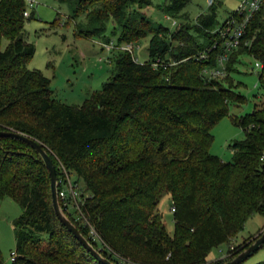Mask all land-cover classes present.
I'll list each match as a JSON object with an SVG mask.
<instances>
[{
	"label": "trees",
	"instance_id": "obj_1",
	"mask_svg": "<svg viewBox=\"0 0 264 264\" xmlns=\"http://www.w3.org/2000/svg\"><path fill=\"white\" fill-rule=\"evenodd\" d=\"M73 16L84 15V26L101 33L110 21L116 41L148 36L146 60L116 50L108 79L79 106L54 99L49 80L26 68L33 53L21 38L23 0H0V131H15L38 142L57 165L81 181L78 213L62 212L78 232L112 263L222 264L248 244L212 263L209 251L237 235L245 220L258 214L264 221V101L230 122L242 130L229 144L231 160L208 152L210 128L227 115L229 105L244 98L226 77L237 56L264 60V6L247 22L239 45L228 53L223 80L209 79V59L194 60L216 39L212 0L206 12L189 22L182 7L189 0H161L156 6L177 17L172 32L152 23L142 8L151 0H58ZM75 32L80 33L77 27ZM126 37V38H127ZM107 39V38H106ZM3 43V45H2ZM173 61L163 68L150 63ZM264 90V65L256 72ZM64 185V184H63ZM170 200L172 233L157 212L161 193ZM85 193V195H83ZM13 198L20 214L12 223L14 253L10 264H101L65 230L53 214L49 179L39 156L25 143L0 137V198ZM97 239L87 234L88 229ZM264 244V243H263ZM262 244V245H263ZM261 245V246H262ZM125 262V261H123ZM254 264H264V259Z\"/></svg>",
	"mask_w": 264,
	"mask_h": 264
},
{
	"label": "rangeland",
	"instance_id": "obj_2",
	"mask_svg": "<svg viewBox=\"0 0 264 264\" xmlns=\"http://www.w3.org/2000/svg\"><path fill=\"white\" fill-rule=\"evenodd\" d=\"M31 1V7H26V2ZM161 0H151V5L142 8V12L154 24H159L172 32L179 21L177 17L163 15L157 5ZM28 17L23 19L21 38L32 44L33 53L26 61V68L39 70L49 80L48 87L54 99L67 105L79 106L83 99L100 88L101 83L108 79L111 69V57L118 47L132 44V54L137 62L146 60L145 47L148 36L141 40L132 37H123L128 41H116L119 31L111 33L113 26L110 21L105 24L101 33H96L84 26V15H72L69 6L58 0H23ZM238 0H220V5L214 9L216 24L213 30L236 6ZM206 0H189L181 9L189 22H193L201 12H206ZM172 21L175 23L171 24ZM264 26V24H263ZM75 27L84 36L75 32ZM127 37V38H126ZM107 38V39H106ZM3 45V43H2ZM254 58L247 54L237 56L232 68L227 73L231 86L223 80L226 72L220 78L221 84L231 88L244 98L240 105H229L227 115L221 117L209 130L212 137L208 152L223 162L231 160L229 144L241 140L242 130L233 125L229 117L234 115L242 117L248 114L252 106H259L264 101V90L257 82V70L251 69ZM59 179L62 184L65 200V212L78 213V194L81 181L74 186L73 194L69 191L68 183L74 179L64 169L57 165ZM64 184V185H63ZM85 195V193H83ZM67 196V197H66ZM157 212L161 218L165 232L172 233V219L170 200L167 193L163 192L156 204ZM20 214L17 202L8 196L0 198V264H10V252L14 251V231L12 223ZM263 218L258 214L249 216L241 230L227 243L213 247L207 254L205 261L212 263L219 258V250L231 246V253L244 244L250 243L264 227ZM95 233V232H94ZM96 235V233H95ZM96 237V236H95ZM264 259V244L239 264H254ZM123 261L131 263L127 258ZM208 260V261H207Z\"/></svg>",
	"mask_w": 264,
	"mask_h": 264
},
{
	"label": "built area",
	"instance_id": "obj_3",
	"mask_svg": "<svg viewBox=\"0 0 264 264\" xmlns=\"http://www.w3.org/2000/svg\"><path fill=\"white\" fill-rule=\"evenodd\" d=\"M212 3V0H206V5L209 6ZM26 7H31V1L26 2ZM264 6V0H238L235 8L224 17V19L220 22V24L216 27V29L212 30L215 33V38L212 40L211 44L205 47L203 50L197 52L192 56L194 60H208L210 53L214 50L215 46L220 47V51L214 55V66L210 68H203L201 70V74L209 79H218L224 75L225 72V62L227 60L228 53L234 50L240 43V37L243 33L244 28L248 20L262 7ZM28 13L24 9L22 12V16L26 17ZM175 23L172 21L171 24ZM117 49L121 51H126L132 54V44H124L123 46L118 47ZM136 60V58H134ZM174 62L161 63L158 59H155L150 63L151 67L154 69L156 67H165L167 65H171ZM264 65V60L254 59L253 66L251 69L259 70ZM260 159H264V151L260 156ZM69 191L73 194L71 187L68 183ZM64 193L62 190L57 191V198L63 199ZM172 209H170L171 211ZM87 234L91 236L93 239H97L92 228L89 227ZM96 236V237H95ZM232 247L227 246L223 251L218 249L219 258L227 257L231 254ZM15 256L14 251L10 252V260H12ZM116 264H127V262L119 261Z\"/></svg>",
	"mask_w": 264,
	"mask_h": 264
},
{
	"label": "water",
	"instance_id": "obj_4",
	"mask_svg": "<svg viewBox=\"0 0 264 264\" xmlns=\"http://www.w3.org/2000/svg\"><path fill=\"white\" fill-rule=\"evenodd\" d=\"M0 137L11 138V139L21 141L25 143L28 147H30L39 156L47 172V175H48L51 208L58 222L65 228L67 232H69L72 235V237L82 246V248L86 252H88L96 261H98L101 264H116V263L110 262L107 258L101 256L98 250L95 249L86 240V238H84L78 232L75 226L69 221L66 215L62 212L58 204V199H57V181H56L55 170H54L53 164L49 156L46 154V152L40 146V144L28 136H25L19 132H15L11 130L0 131ZM263 243H264V227L259 231V233L253 238V240L244 249L239 251L230 260L223 262L222 264H239L246 257H248L254 251H256Z\"/></svg>",
	"mask_w": 264,
	"mask_h": 264
},
{
	"label": "crops",
	"instance_id": "obj_5",
	"mask_svg": "<svg viewBox=\"0 0 264 264\" xmlns=\"http://www.w3.org/2000/svg\"><path fill=\"white\" fill-rule=\"evenodd\" d=\"M264 221H262V224H263ZM208 261V260H207Z\"/></svg>",
	"mask_w": 264,
	"mask_h": 264
}]
</instances>
